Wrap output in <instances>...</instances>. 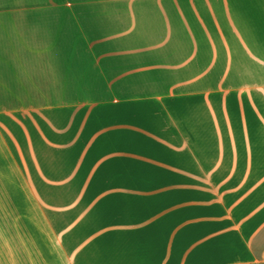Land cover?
I'll return each mask as SVG.
<instances>
[{
  "label": "crops",
  "instance_id": "1",
  "mask_svg": "<svg viewBox=\"0 0 264 264\" xmlns=\"http://www.w3.org/2000/svg\"><path fill=\"white\" fill-rule=\"evenodd\" d=\"M0 264H264V0H0Z\"/></svg>",
  "mask_w": 264,
  "mask_h": 264
},
{
  "label": "rangeland",
  "instance_id": "2",
  "mask_svg": "<svg viewBox=\"0 0 264 264\" xmlns=\"http://www.w3.org/2000/svg\"><path fill=\"white\" fill-rule=\"evenodd\" d=\"M9 60V59H7ZM179 120L181 121V123H184V121H182L181 117H179ZM186 122V121H185ZM25 125H29L28 121L24 120ZM213 125H217L218 123H213ZM212 142L214 143V138H212ZM40 157L37 158L39 159V163L40 166L37 165V173H36V177L40 176L43 172L51 175V177H58L59 175V166L65 164L66 162H68L69 160L67 159V155L66 158L63 155H56V154H49V156H47L46 159L43 160V156L39 155ZM95 159L99 156V155H94ZM94 159V160H95ZM69 163V162H68ZM41 169V171H40ZM43 189L42 187L37 186V189ZM79 189H81V187H79V185H68V186H52L51 190H49L51 196L53 197L54 200H58L60 199V197H64L65 196H70L73 194V192H77ZM75 190V191H73ZM56 204V202H55Z\"/></svg>",
  "mask_w": 264,
  "mask_h": 264
}]
</instances>
